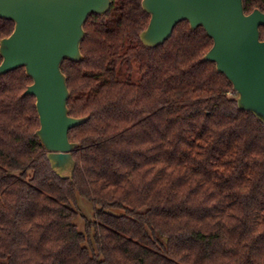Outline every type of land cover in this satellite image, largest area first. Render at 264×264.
Returning <instances> with one entry per match:
<instances>
[{
	"label": "trees",
	"instance_id": "trees-1",
	"mask_svg": "<svg viewBox=\"0 0 264 264\" xmlns=\"http://www.w3.org/2000/svg\"><path fill=\"white\" fill-rule=\"evenodd\" d=\"M148 21L141 0H111L84 23L83 58L61 63L69 114L87 116L68 132L70 179L34 135L32 79L0 74V264H264V125L201 60V26L146 48ZM78 198L93 207L82 228Z\"/></svg>",
	"mask_w": 264,
	"mask_h": 264
},
{
	"label": "water",
	"instance_id": "water-1",
	"mask_svg": "<svg viewBox=\"0 0 264 264\" xmlns=\"http://www.w3.org/2000/svg\"><path fill=\"white\" fill-rule=\"evenodd\" d=\"M111 0H0V19L13 29L0 38V74L24 67L32 82L22 95H33L39 119L34 135L46 150L52 170L72 178L75 160L71 128L87 116H71L70 91L61 70L64 59L78 62L84 23L91 13L104 14ZM149 21L139 33L146 48L162 44L174 26L186 20L193 30L201 26L212 39L201 57L212 61L231 82L239 109L250 111L264 125V12L245 13L243 0H141Z\"/></svg>",
	"mask_w": 264,
	"mask_h": 264
},
{
	"label": "rangeland",
	"instance_id": "rangeland-1",
	"mask_svg": "<svg viewBox=\"0 0 264 264\" xmlns=\"http://www.w3.org/2000/svg\"><path fill=\"white\" fill-rule=\"evenodd\" d=\"M77 205L81 213V217L77 218L76 223L78 228H82L84 223V218L91 219L93 217V207L90 202H88L83 198H78ZM109 211L116 214L122 212L121 209H115V208H111L109 209Z\"/></svg>",
	"mask_w": 264,
	"mask_h": 264
}]
</instances>
